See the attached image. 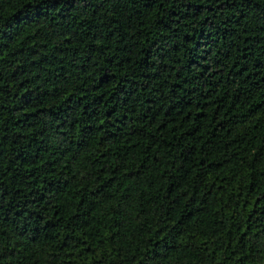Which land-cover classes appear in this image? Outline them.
Wrapping results in <instances>:
<instances>
[{
    "label": "trees",
    "instance_id": "obj_1",
    "mask_svg": "<svg viewBox=\"0 0 264 264\" xmlns=\"http://www.w3.org/2000/svg\"><path fill=\"white\" fill-rule=\"evenodd\" d=\"M0 264H264V0H0Z\"/></svg>",
    "mask_w": 264,
    "mask_h": 264
}]
</instances>
